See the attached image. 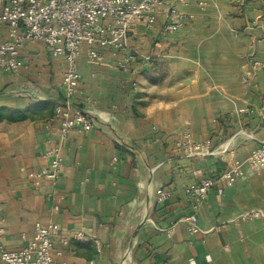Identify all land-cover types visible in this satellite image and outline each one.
<instances>
[{
  "label": "crops",
  "instance_id": "crops-1",
  "mask_svg": "<svg viewBox=\"0 0 264 264\" xmlns=\"http://www.w3.org/2000/svg\"><path fill=\"white\" fill-rule=\"evenodd\" d=\"M170 6L188 21L168 34ZM9 39L0 25V42ZM128 44L152 58L144 70L119 68L110 51L91 65L83 49L72 103L96 126L64 142L53 114L66 96L65 61L31 41L25 67L0 76L2 244L22 249L37 224H55L59 236H85L57 246V264H264V168L246 165L264 141V68L254 66L264 63V0H166L155 29L138 23ZM185 135L214 155H179ZM61 146L57 186L31 179ZM234 165L245 177L226 186L219 176ZM202 175L216 182L194 208L187 189Z\"/></svg>",
  "mask_w": 264,
  "mask_h": 264
},
{
  "label": "built area",
  "instance_id": "built-area-1",
  "mask_svg": "<svg viewBox=\"0 0 264 264\" xmlns=\"http://www.w3.org/2000/svg\"><path fill=\"white\" fill-rule=\"evenodd\" d=\"M165 6L166 0H0V25L7 26L10 33L9 40L0 42V76L19 72L25 67L21 52L27 43H43L52 57L62 58L66 63L62 78L66 96L55 105L53 114V121L59 126L61 141L64 142L74 130L89 132L96 123L72 103L80 84L77 61L83 49H86L87 61L91 65L100 64L102 52L110 51L122 57L119 68L127 70L132 67L135 72L137 68L144 70L152 58L139 60L138 52L129 46L128 39L138 23L144 24L149 31L154 30L157 13ZM165 19L164 32L168 34L179 31L188 21V17L174 6L168 8ZM254 66L264 68V63L256 61ZM132 88L136 90V83L132 84ZM257 142L259 147L249 156L246 165L252 169H263L264 141ZM175 150L188 158L214 155L210 142H192L188 135L175 144ZM46 156L49 158L47 168L29 177L57 186L63 166L62 146L50 149ZM219 177L224 185L232 186L245 177V172L241 165H234L224 170ZM215 182V176L202 175L196 185L187 189L194 208L203 204ZM169 196L167 190L161 191L157 198L158 204H164ZM258 214H245L244 219ZM187 222L191 235L200 232L190 218H187ZM2 232L0 226V264H57V257L62 255L56 249L57 246L66 248L71 240L85 241L81 233L59 236L55 224L47 227L37 224L31 240L24 248L9 250L2 244Z\"/></svg>",
  "mask_w": 264,
  "mask_h": 264
},
{
  "label": "trees",
  "instance_id": "trees-1",
  "mask_svg": "<svg viewBox=\"0 0 264 264\" xmlns=\"http://www.w3.org/2000/svg\"><path fill=\"white\" fill-rule=\"evenodd\" d=\"M4 112H2V110H0V121L2 120V119H4Z\"/></svg>",
  "mask_w": 264,
  "mask_h": 264
}]
</instances>
